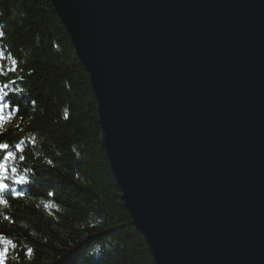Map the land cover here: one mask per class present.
<instances>
[{
    "label": "water",
    "instance_id": "95a60500",
    "mask_svg": "<svg viewBox=\"0 0 264 264\" xmlns=\"http://www.w3.org/2000/svg\"><path fill=\"white\" fill-rule=\"evenodd\" d=\"M155 264H264V0H50Z\"/></svg>",
    "mask_w": 264,
    "mask_h": 264
},
{
    "label": "trees",
    "instance_id": "16d2710c",
    "mask_svg": "<svg viewBox=\"0 0 264 264\" xmlns=\"http://www.w3.org/2000/svg\"><path fill=\"white\" fill-rule=\"evenodd\" d=\"M0 31V103L10 105L0 116V144L9 145L0 150L9 186L0 193V264H155L102 148L89 75L51 1L0 0ZM20 176L25 183L14 182Z\"/></svg>",
    "mask_w": 264,
    "mask_h": 264
},
{
    "label": "snow or ice",
    "instance_id": "6c2138e0",
    "mask_svg": "<svg viewBox=\"0 0 264 264\" xmlns=\"http://www.w3.org/2000/svg\"><path fill=\"white\" fill-rule=\"evenodd\" d=\"M4 33L2 31H0V37H3ZM0 56H3V53L0 52ZM16 64V61L13 60V65ZM14 83V82H13ZM7 87V85H5V88ZM2 91V90H0ZM4 95H8L7 93H4ZM10 105L7 104V103H0V116L3 115V112H2V109L3 107H9ZM14 111H19V108H16L14 109ZM18 147V146H17ZM9 148V145L8 144H0V150H6ZM7 159H12L14 160L15 159V156L13 155V153L11 151L8 152V156H7ZM21 159H23V157H21ZM49 163H51V161H49ZM0 170H2L4 173L7 172V166L6 165H0ZM13 173H16V168H12L11 170ZM4 180H7V175H3L2 178H0V193H4L5 191L8 190L9 186L7 183H4L3 181ZM15 183L17 184H22V183H25L26 180L24 177L20 176L18 177L15 181ZM11 193L15 194V195H23V193L21 192H17L16 189H11ZM55 193L54 192H48V196H54ZM2 202H5V197L3 195H0V203ZM48 205H45V207H47ZM7 250H5L6 252ZM31 253V250H29V254ZM0 259H2V257H0Z\"/></svg>",
    "mask_w": 264,
    "mask_h": 264
}]
</instances>
